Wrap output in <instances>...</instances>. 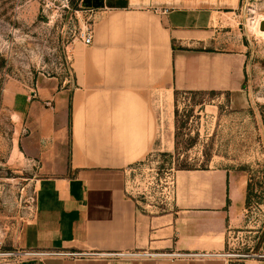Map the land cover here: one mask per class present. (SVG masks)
I'll return each instance as SVG.
<instances>
[{
    "label": "crops",
    "instance_id": "0c3cea01",
    "mask_svg": "<svg viewBox=\"0 0 264 264\" xmlns=\"http://www.w3.org/2000/svg\"><path fill=\"white\" fill-rule=\"evenodd\" d=\"M91 43L72 46L70 76L37 78L18 96L16 145L38 174L33 209L6 248L207 258L47 257L17 264H228L246 179L222 168L175 171L165 208L126 192L124 170L152 149L159 90L221 92L239 108L247 56L221 48L240 0H81ZM22 97V98H21Z\"/></svg>",
    "mask_w": 264,
    "mask_h": 264
},
{
    "label": "rangeland",
    "instance_id": "374dc122",
    "mask_svg": "<svg viewBox=\"0 0 264 264\" xmlns=\"http://www.w3.org/2000/svg\"><path fill=\"white\" fill-rule=\"evenodd\" d=\"M81 0H0V236L6 244L33 209L36 165L18 153L22 113L18 96L37 78L70 76L72 46L89 28ZM264 0H240L228 14L221 48L246 53V105L221 92H155L152 149L124 170L123 185L142 205L165 208L175 171L222 168L246 179L241 224L228 232L226 255L235 264H264ZM21 97V98H22ZM229 262V263H230Z\"/></svg>",
    "mask_w": 264,
    "mask_h": 264
},
{
    "label": "built area",
    "instance_id": "2783aa9c",
    "mask_svg": "<svg viewBox=\"0 0 264 264\" xmlns=\"http://www.w3.org/2000/svg\"><path fill=\"white\" fill-rule=\"evenodd\" d=\"M91 29L85 28L79 33V40L85 46L91 43ZM171 190V189H170ZM3 236H0V264H17L21 260L44 259L47 257H101L111 259H147V258H207V254H167V253H151V252H132V253H113V254H84V253H69L61 251H43V250H21L15 248H6L3 243ZM228 258L229 255H224Z\"/></svg>",
    "mask_w": 264,
    "mask_h": 264
},
{
    "label": "bare ground",
    "instance_id": "6f19581e",
    "mask_svg": "<svg viewBox=\"0 0 264 264\" xmlns=\"http://www.w3.org/2000/svg\"><path fill=\"white\" fill-rule=\"evenodd\" d=\"M254 33L257 34V35H262V36H264V32H262V31L259 30L258 25H256V26L254 27Z\"/></svg>",
    "mask_w": 264,
    "mask_h": 264
},
{
    "label": "water",
    "instance_id": "95a60500",
    "mask_svg": "<svg viewBox=\"0 0 264 264\" xmlns=\"http://www.w3.org/2000/svg\"><path fill=\"white\" fill-rule=\"evenodd\" d=\"M259 30L264 32V20L260 22L259 24Z\"/></svg>",
    "mask_w": 264,
    "mask_h": 264
},
{
    "label": "trees",
    "instance_id": "16d2710c",
    "mask_svg": "<svg viewBox=\"0 0 264 264\" xmlns=\"http://www.w3.org/2000/svg\"><path fill=\"white\" fill-rule=\"evenodd\" d=\"M182 170H187V169H182ZM247 202V195L245 196V203ZM264 247V246H263ZM236 262H230L228 264H235Z\"/></svg>",
    "mask_w": 264,
    "mask_h": 264
}]
</instances>
